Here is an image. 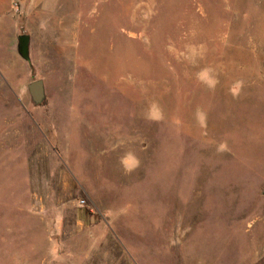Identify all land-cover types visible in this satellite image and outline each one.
<instances>
[{
    "label": "rangeland",
    "instance_id": "1",
    "mask_svg": "<svg viewBox=\"0 0 264 264\" xmlns=\"http://www.w3.org/2000/svg\"><path fill=\"white\" fill-rule=\"evenodd\" d=\"M0 264H264V0H0Z\"/></svg>",
    "mask_w": 264,
    "mask_h": 264
},
{
    "label": "water",
    "instance_id": "2",
    "mask_svg": "<svg viewBox=\"0 0 264 264\" xmlns=\"http://www.w3.org/2000/svg\"><path fill=\"white\" fill-rule=\"evenodd\" d=\"M27 91L34 105H40L44 99V88L41 80L33 81L27 85Z\"/></svg>",
    "mask_w": 264,
    "mask_h": 264
},
{
    "label": "flooded vegetation",
    "instance_id": "3",
    "mask_svg": "<svg viewBox=\"0 0 264 264\" xmlns=\"http://www.w3.org/2000/svg\"><path fill=\"white\" fill-rule=\"evenodd\" d=\"M27 41L28 39L25 36L20 35L17 37V52L24 60H26Z\"/></svg>",
    "mask_w": 264,
    "mask_h": 264
}]
</instances>
